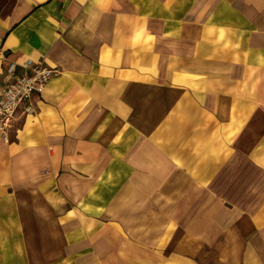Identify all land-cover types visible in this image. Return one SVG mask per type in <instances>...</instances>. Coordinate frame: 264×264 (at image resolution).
<instances>
[{
  "label": "crops",
  "instance_id": "1",
  "mask_svg": "<svg viewBox=\"0 0 264 264\" xmlns=\"http://www.w3.org/2000/svg\"><path fill=\"white\" fill-rule=\"evenodd\" d=\"M26 59L0 264H264V0H0Z\"/></svg>",
  "mask_w": 264,
  "mask_h": 264
},
{
  "label": "built area",
  "instance_id": "2",
  "mask_svg": "<svg viewBox=\"0 0 264 264\" xmlns=\"http://www.w3.org/2000/svg\"><path fill=\"white\" fill-rule=\"evenodd\" d=\"M22 67V73L17 74L16 63L9 62L6 66L5 84L0 86V139L5 142L8 141L7 131L15 111L22 107L27 113L32 112V94L41 93L59 71L55 66L42 61L32 63L30 59H26Z\"/></svg>",
  "mask_w": 264,
  "mask_h": 264
}]
</instances>
